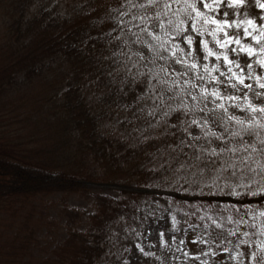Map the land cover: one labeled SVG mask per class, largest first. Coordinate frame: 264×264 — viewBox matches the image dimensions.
Wrapping results in <instances>:
<instances>
[{"label":"trees","instance_id":"obj_1","mask_svg":"<svg viewBox=\"0 0 264 264\" xmlns=\"http://www.w3.org/2000/svg\"><path fill=\"white\" fill-rule=\"evenodd\" d=\"M118 4L0 0V264H119L110 257L115 226L140 214V200L152 187L184 209L181 229L184 221L199 223L191 213L248 206L243 191L215 205L211 174L174 177L183 162L179 149L173 151L183 135L175 128L162 122L157 132L133 138L103 129L117 114L137 121L144 107H127L144 83L112 84L103 62L110 45L100 38ZM19 74L22 86L11 90ZM182 119L173 114L168 123L179 126ZM93 179L137 188L120 196L90 193L86 181ZM257 192L264 201V186ZM70 193L91 196L89 208L71 205ZM60 226L66 235L55 241Z\"/></svg>","mask_w":264,"mask_h":264},{"label":"snow or ice","instance_id":"obj_2","mask_svg":"<svg viewBox=\"0 0 264 264\" xmlns=\"http://www.w3.org/2000/svg\"><path fill=\"white\" fill-rule=\"evenodd\" d=\"M253 7L261 15L253 16ZM108 19L112 27L100 42L110 45L103 56L110 82L146 84L127 107L143 102L138 112L150 118L149 127L163 122L183 133L173 147L179 149L177 158L183 157L180 169L201 177L211 174L212 184L232 187L236 198L240 194L235 188L264 186V2L119 0L118 6L110 7ZM242 55L248 58L246 64ZM173 114L184 117L179 126L168 123ZM190 215L197 216L199 223L184 221L183 229L178 226L181 221L171 216L167 233L171 242L164 230L159 231V247L173 260L209 264L201 256L220 255L215 245L227 253L222 264H244L246 257L264 264V239H255L264 237V206ZM181 231L185 236L194 232L192 243L207 246V251L188 252L186 240L178 238ZM242 245L246 248L237 251ZM136 248L145 258L161 259L141 244Z\"/></svg>","mask_w":264,"mask_h":264},{"label":"rangeland","instance_id":"obj_3","mask_svg":"<svg viewBox=\"0 0 264 264\" xmlns=\"http://www.w3.org/2000/svg\"><path fill=\"white\" fill-rule=\"evenodd\" d=\"M55 1V0H54ZM264 2V0H262ZM34 5H32L33 7ZM253 16L258 17L261 15V10L255 9L254 7L250 9ZM222 15V12H221ZM260 23V21H257ZM199 37H197V40ZM242 64H246L248 62V58L246 56H241ZM24 80L23 75H18L15 80V85L11 90L19 89L21 87V81ZM17 81V82H16ZM248 83V81H245ZM146 84L144 83L145 90ZM229 92L232 90L229 89ZM91 93V95H93ZM243 95V93H240ZM150 103V101L148 102ZM260 103V101H257ZM230 111H235V109H230ZM242 115V113H238ZM125 115L117 114L112 118L103 121V129L105 131L114 132L116 134H122L125 137L133 138L135 136H146L153 134L159 130L160 124L153 128L149 127V119L144 116H140L137 121H132L127 123L124 121ZM155 123V121H152ZM44 127V126H43ZM49 141V140H48ZM37 143V140H33V143ZM180 169V168H179ZM193 172L187 168L180 169L179 172L174 176L175 178H182V176L190 175L192 176ZM211 181V180H210ZM260 185H255L253 187H239L235 188L236 192L243 191L247 196L248 206H264V201H259L258 192ZM86 187L90 193H95L97 191H102L109 193L113 196H120L123 193V190L129 191L136 189L137 186L134 182H112V181H99L96 179L87 180ZM233 191L232 187L225 188L223 183L215 184V188L213 191V200L215 205H218L221 200H235L237 199L233 195H231ZM164 190L158 187H152L150 189H146L145 195L140 200V214L137 215L134 219H121L116 224L114 229V241L113 247L110 250L111 261H114L115 258H119V264H181V261H176L171 258L172 254L165 251L164 249L159 247V231L164 230L166 232V239L171 242V236L168 235V231L171 229V216L175 215L178 220H181L184 217V209L182 207H178L174 202H171L167 196L164 195ZM177 193V192H176ZM255 193V195H254ZM60 194L57 193L53 195L54 198H57ZM181 199V197L179 198ZM91 196L85 197L80 196L76 193H70L68 195V201L71 205L89 208L91 203ZM53 215L58 216L55 211H52ZM59 222H64V218L60 219L58 216ZM187 226H184V228ZM131 229H135V231H131ZM139 233V234H138ZM66 233L63 226H60L59 230L54 235V240L59 241L65 237ZM178 238H184L186 240V250L190 252L192 255H198L201 250L207 251V246L199 245L192 243V240L195 238V233L189 231L187 236L184 235L183 231L178 234ZM137 244H141L144 246L145 251H152L157 254V256L161 257L160 260L155 258H145L142 253L136 248ZM149 244H154L156 247L149 248ZM215 251L219 252L220 255L215 257H204L201 256V260L208 259L209 264H211L212 260H216L217 264H222L226 260L227 253L223 252V249H216L213 247ZM127 249V250H125ZM176 255H181L180 253H176ZM183 260V257H181ZM255 261V260H254ZM234 261L229 262V264H233ZM187 264H200L198 260H189ZM244 264H248V257L245 258ZM256 264V262H253Z\"/></svg>","mask_w":264,"mask_h":264}]
</instances>
